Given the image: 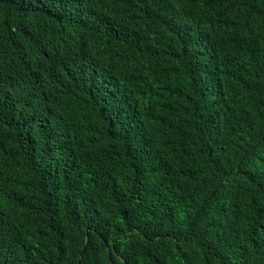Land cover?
Here are the masks:
<instances>
[{
    "label": "trees",
    "instance_id": "1",
    "mask_svg": "<svg viewBox=\"0 0 264 264\" xmlns=\"http://www.w3.org/2000/svg\"><path fill=\"white\" fill-rule=\"evenodd\" d=\"M0 264H264V0H0Z\"/></svg>",
    "mask_w": 264,
    "mask_h": 264
}]
</instances>
